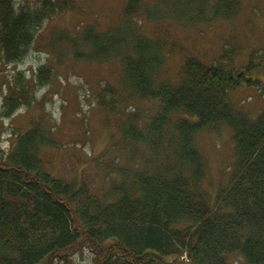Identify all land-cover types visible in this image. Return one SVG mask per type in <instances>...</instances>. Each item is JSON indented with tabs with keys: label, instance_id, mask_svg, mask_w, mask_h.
Listing matches in <instances>:
<instances>
[{
	"label": "trees",
	"instance_id": "obj_1",
	"mask_svg": "<svg viewBox=\"0 0 264 264\" xmlns=\"http://www.w3.org/2000/svg\"><path fill=\"white\" fill-rule=\"evenodd\" d=\"M71 1L0 0L2 59L20 60L42 23ZM142 4L126 0L124 16ZM83 35L96 60L111 51L121 56L125 91L159 105L146 132L136 122L129 129L135 141L152 146L151 157L99 197L47 169L41 156L47 137L33 121L0 153V264H79L81 246L90 251L85 264H231L234 256L264 264V110L252 119L230 99L249 81L251 64L235 70L228 53L209 64L189 56L177 83L158 81L162 53L136 27L122 37L93 28ZM52 76L43 63L34 80L42 86ZM32 90L18 71L1 112L30 105ZM103 91L108 95L100 90L99 104L113 107L115 90ZM221 125L232 129L235 163L227 185L211 196L197 135Z\"/></svg>",
	"mask_w": 264,
	"mask_h": 264
},
{
	"label": "rangeland",
	"instance_id": "obj_2",
	"mask_svg": "<svg viewBox=\"0 0 264 264\" xmlns=\"http://www.w3.org/2000/svg\"><path fill=\"white\" fill-rule=\"evenodd\" d=\"M224 1L229 5L221 7ZM71 4L42 23L20 60L6 62L0 54V153L11 150L17 136L37 121L47 137L41 147L47 169L56 177L84 183L99 197L114 181L148 162L152 146L135 141L129 129L136 122L146 132L159 105L125 91L122 58L116 51L93 58L83 38L88 28L122 37L127 27H136L162 53L158 81L177 83L189 56L209 64L228 53L235 70L251 64L245 76L249 81L230 92L234 107L252 119L264 110V0H143L141 11L129 17L124 16L126 0ZM43 63L53 76L39 86L34 76ZM18 71L33 87V97L30 105L7 116L1 103ZM109 87L115 90V103L101 106L99 91L108 95L103 90ZM197 143L205 163L204 187L215 196L234 168L232 129L221 125L205 130L197 135ZM79 250L77 262L85 264L90 251L82 246ZM231 264H243V259L234 256Z\"/></svg>",
	"mask_w": 264,
	"mask_h": 264
}]
</instances>
